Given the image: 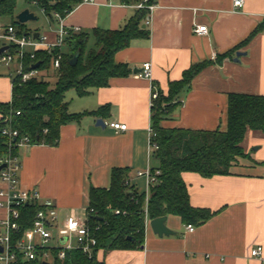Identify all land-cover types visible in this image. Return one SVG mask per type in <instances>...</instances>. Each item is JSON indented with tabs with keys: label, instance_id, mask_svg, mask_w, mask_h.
<instances>
[{
	"label": "crops",
	"instance_id": "obj_1",
	"mask_svg": "<svg viewBox=\"0 0 264 264\" xmlns=\"http://www.w3.org/2000/svg\"><path fill=\"white\" fill-rule=\"evenodd\" d=\"M139 1L84 0L62 16V23L85 32L121 28L135 14ZM152 4L142 21L149 35L133 37L115 53L117 62L128 65L129 74L112 76L107 85L91 88L85 95L70 88L75 90L70 99L68 89V110L85 114L80 121L61 126L56 145L19 144L20 185L38 190L41 200L52 199L60 222L70 213L86 218L91 187H109L115 167L128 169L129 184L148 191L147 180L138 171L159 166L148 140L151 94L155 89L168 94L170 82L183 78L193 63L212 61L172 101L171 112L161 120L165 127L225 130L230 92L264 95V0H244L240 8H234L233 0H154ZM49 17L56 24L33 33L54 41L60 19ZM196 23L206 24L208 32L196 34ZM90 39L93 46L94 38ZM70 47L61 45L64 52ZM235 47L231 55L217 59ZM41 49L28 44L23 50ZM19 60L16 55L10 64H0L1 103L13 99ZM146 61L152 64L150 78L137 75ZM51 68L59 71L50 64L39 69L38 76L47 80ZM99 117L104 126L97 124ZM112 121L125 122L127 128L116 129ZM242 146L248 156L237 159L229 174L182 173L191 204L216 210L211 218L188 230L180 216L167 215L166 223L176 233L159 236L146 215L141 246L100 249L98 258L107 264H264V131L248 128ZM6 211L0 208V217ZM258 245L263 247L262 255H251Z\"/></svg>",
	"mask_w": 264,
	"mask_h": 264
},
{
	"label": "trees",
	"instance_id": "obj_2",
	"mask_svg": "<svg viewBox=\"0 0 264 264\" xmlns=\"http://www.w3.org/2000/svg\"><path fill=\"white\" fill-rule=\"evenodd\" d=\"M19 0H0V17H10L11 23L26 29V24L16 19ZM36 3L45 14L55 17V13L66 16L75 6L84 0H24ZM129 3L131 0H122ZM149 4L154 0H148ZM147 7L138 8L135 14L121 28H94L90 32L75 31L68 28L65 44L70 50L61 52V64L54 84L35 75L27 81L14 77L13 99L8 103L0 102L3 117L0 120V158L17 156L19 141L28 137L29 143L56 145L59 142L60 128L68 122L80 121L85 114L71 113L65 94L75 88L79 95L88 94L91 88L105 86L112 76H123L130 72L126 63L115 60V53L129 45L137 36H148L149 30L142 26L148 15ZM258 30L255 29L250 37ZM94 45H87L89 37ZM84 40V41H83ZM238 47L217 56L221 61L231 55ZM13 53L16 47L10 46ZM79 51L76 64L70 59ZM54 53L37 50L32 56L23 53L21 59L25 69L41 61L39 69L50 66ZM211 60L193 63L180 80L170 82L169 93L158 91L153 100L152 127L156 134L153 139L158 144L154 150L159 159L161 170L159 181L151 184L147 201V215L150 218L162 215H178L185 223L199 225L211 218L216 210L197 207L191 204L187 183L183 179L184 171H195L203 176L229 174L234 163L240 157H247L242 140L248 128L264 131V95L244 92H230L228 95L227 128L192 129L184 127H165L161 124L171 112L172 101L181 90L188 86L193 77ZM48 64V65H45ZM102 109V108H101ZM95 110L99 113L101 110ZM20 111V113H16ZM92 113V112H89ZM10 126L19 131V135L9 138L2 132ZM109 187L92 186L89 195L90 211L88 222L93 228L98 244L89 256L80 248L68 250L64 259L55 258L50 264H107L99 259L97 253L106 248H132L141 246L146 230V191L140 192L128 182V169L115 167L111 173ZM42 207L38 201H32L21 208L26 224H30L37 210ZM120 209L117 213L116 210ZM126 212H123V211Z\"/></svg>",
	"mask_w": 264,
	"mask_h": 264
},
{
	"label": "built area",
	"instance_id": "obj_3",
	"mask_svg": "<svg viewBox=\"0 0 264 264\" xmlns=\"http://www.w3.org/2000/svg\"><path fill=\"white\" fill-rule=\"evenodd\" d=\"M148 0H140L137 2L139 8H153V4H149ZM244 4V0H233L234 8H240ZM55 15L60 19L58 34L54 41H49L46 34L34 36L30 30L19 28L16 25L0 23V46L8 45L9 47L0 53V64H10L19 55V68L16 76L21 81H27L31 77L38 75L39 68L25 69L21 56L24 53V47L32 45L35 49L43 48L50 53H54L51 64L59 69L61 64V52H54L56 48H61L65 38L68 35V27L62 23V16L59 13ZM147 22H149L147 18ZM75 31H81V28H72ZM193 31L197 34H205L208 32L206 24H195ZM15 46L16 51L13 53L10 46ZM34 56L35 52L30 53ZM146 61L143 68L137 72V75L149 77L152 72V64ZM158 96V90H153L151 94V105L153 100ZM16 113H20L17 110ZM111 126L116 129L127 128V123L121 121H112ZM4 134L9 138L19 135V131L10 126L2 129ZM156 132L152 125L149 128V147L155 150L158 147L154 136ZM28 137L23 136L19 144L27 143ZM6 164L0 169V181L5 186L0 187V208H4L6 214L0 217V264H42L47 261L49 264L55 259H64L68 250L80 248L89 256L92 255L94 247L98 244L93 228H91L88 217H78L74 213L62 221H59V214L56 204L52 199L46 198L41 200L38 190L33 188H25L20 185L18 171L21 167L18 156H8L0 158V165ZM159 168L147 167L145 170H139L138 175L145 176L148 185L146 192L145 210L147 215V201L151 184L159 181ZM38 201L42 207L37 210L30 224H26V218L22 214L21 208L27 203ZM117 213L120 209L116 210ZM123 212H126L125 210ZM188 230H194L192 223L186 225ZM263 247L258 245L251 249V255L261 256Z\"/></svg>",
	"mask_w": 264,
	"mask_h": 264
},
{
	"label": "rangeland",
	"instance_id": "obj_4",
	"mask_svg": "<svg viewBox=\"0 0 264 264\" xmlns=\"http://www.w3.org/2000/svg\"><path fill=\"white\" fill-rule=\"evenodd\" d=\"M17 8L19 11L24 8H29L31 11L35 12V14L38 16L37 19H31L27 21L26 24V29L31 30L32 32L34 31H40L44 32L45 29H49L51 23L56 24V21H52L48 15H46L41 8L34 2H25L24 0H19L17 4ZM2 24H10L11 23V18L10 17H1L0 18ZM54 22V23H53ZM92 39H90L87 43L88 47L92 46ZM48 65V64H45ZM59 71H56V69L51 68L49 71L46 72V78L47 80L51 83L54 84L57 76H58ZM75 91L74 89H70L68 93L66 94L67 99L71 98V95Z\"/></svg>",
	"mask_w": 264,
	"mask_h": 264
},
{
	"label": "water",
	"instance_id": "obj_5",
	"mask_svg": "<svg viewBox=\"0 0 264 264\" xmlns=\"http://www.w3.org/2000/svg\"><path fill=\"white\" fill-rule=\"evenodd\" d=\"M37 18L38 16L35 14V12L31 11L29 8H24L18 13H16V19L21 23H26L27 21L31 19H37ZM38 34L39 32H35L34 36H38ZM8 47H9L8 45L0 46V53L5 51ZM241 54L242 52L240 51L237 52L238 56ZM78 57H79V51L76 52V54L70 59V63L72 65L76 64L78 61ZM40 64H41V61H37L34 64H32V67L37 68ZM104 123L105 122L101 117L97 118V124L104 126ZM5 165L6 164H1L0 169H2ZM166 221H167V215H162V216H158V217H154L150 219V225L152 229L159 236H163L164 234L169 235V234L176 233L175 230H173L167 225ZM42 264H49V263L47 261H44Z\"/></svg>",
	"mask_w": 264,
	"mask_h": 264
}]
</instances>
